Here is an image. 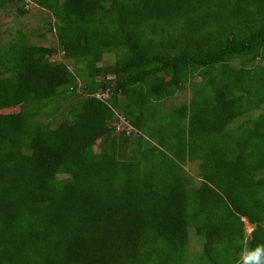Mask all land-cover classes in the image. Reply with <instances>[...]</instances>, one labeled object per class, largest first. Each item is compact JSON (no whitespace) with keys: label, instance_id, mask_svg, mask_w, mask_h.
<instances>
[{"label":"trees","instance_id":"trees-1","mask_svg":"<svg viewBox=\"0 0 264 264\" xmlns=\"http://www.w3.org/2000/svg\"><path fill=\"white\" fill-rule=\"evenodd\" d=\"M27 2L55 43L0 45V264H236L264 244V0L0 9Z\"/></svg>","mask_w":264,"mask_h":264},{"label":"rangeland","instance_id":"rangeland-1","mask_svg":"<svg viewBox=\"0 0 264 264\" xmlns=\"http://www.w3.org/2000/svg\"><path fill=\"white\" fill-rule=\"evenodd\" d=\"M27 2V13L20 16L13 5H7L4 9H0V45L6 43L11 37H14L17 29L23 31L29 39L31 45H51L55 43L54 35L51 30V25H48V21H52L53 18L46 10H42ZM108 55V54H106ZM54 60L64 63L70 70L74 69V65L71 62H66L62 59L61 55H56ZM112 55H108L105 58H101V63L112 64ZM264 65V62L261 64ZM76 68V67H75ZM80 81H78V84ZM78 94L79 91H78ZM189 86L186 85L181 90L177 91L167 101L161 102V108L168 110L172 106H177L180 103L188 101L190 98ZM69 107V106H68ZM259 111L251 113L255 116ZM115 116L121 118V114L115 113ZM57 117H61L59 112ZM135 135V134H134ZM133 135V136H134ZM57 178H66L63 175L56 174ZM181 181L186 189L195 188L199 183V177L197 176L196 163H185L183 171L181 172ZM252 230V226L246 221H243V232L247 236ZM189 243L187 245L188 254H196L200 251L201 239L192 233V230H188ZM195 237V238H194Z\"/></svg>","mask_w":264,"mask_h":264},{"label":"clouds","instance_id":"clouds-1","mask_svg":"<svg viewBox=\"0 0 264 264\" xmlns=\"http://www.w3.org/2000/svg\"><path fill=\"white\" fill-rule=\"evenodd\" d=\"M119 119H122V116ZM129 129L128 126L127 130ZM236 264H264V244H258L254 248H242Z\"/></svg>","mask_w":264,"mask_h":264}]
</instances>
